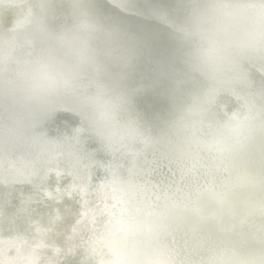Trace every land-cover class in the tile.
<instances>
[{"label": "bare ground", "instance_id": "bare-ground-1", "mask_svg": "<svg viewBox=\"0 0 264 264\" xmlns=\"http://www.w3.org/2000/svg\"><path fill=\"white\" fill-rule=\"evenodd\" d=\"M37 67L54 85L40 94L30 87ZM0 102L26 123L18 129L29 151L49 144L79 156L83 172L134 148L136 155L182 154L194 165L145 167L143 194L204 180L197 192L216 194L205 206L233 215L237 208L216 187L264 184V0H0ZM4 118L0 147L19 156L23 141ZM87 176L69 173L62 184L68 199L87 198L92 209L132 190L98 181L87 194L94 185ZM7 183L0 181L2 201L46 199Z\"/></svg>", "mask_w": 264, "mask_h": 264}, {"label": "water", "instance_id": "water-1", "mask_svg": "<svg viewBox=\"0 0 264 264\" xmlns=\"http://www.w3.org/2000/svg\"><path fill=\"white\" fill-rule=\"evenodd\" d=\"M28 2L18 0L21 5ZM0 108L5 111L13 137L22 140L18 128L26 123L10 115L2 102ZM4 115L0 111L2 119ZM89 124L99 127L95 122ZM18 143L19 156L2 149L1 144L0 181L25 192L34 188L27 181L43 174L52 180L50 188L47 180L44 187L57 198L41 202L0 200V258L7 264H212L211 257L222 258V264L226 260L231 264H264V184L248 180L221 182L215 192L237 208L231 215L223 206L216 211L205 206L216 194L205 188L197 192L204 180H193L186 189L173 184L158 196L143 194L141 185L146 183L141 172L145 167L167 170L181 167L179 164L194 165L182 154L164 155L158 151L136 155L134 148L128 154L106 157L110 163L104 161L102 169L86 170L87 176L77 155L52 151L49 144L40 141L33 142L42 144L29 146L30 151L24 141ZM166 157L175 158L169 161ZM56 169L63 176L56 177ZM97 172L104 179L90 183L87 190L84 186L87 194L93 191L92 186L97 188L98 181L116 190L129 186L132 190L121 193L102 209H92L87 198L68 199L62 184L64 176L73 173L91 180ZM193 188L196 192H191ZM194 205L202 206L203 211H192ZM13 241L18 248L12 246Z\"/></svg>", "mask_w": 264, "mask_h": 264}, {"label": "snow or ice", "instance_id": "snow-or-ice-1", "mask_svg": "<svg viewBox=\"0 0 264 264\" xmlns=\"http://www.w3.org/2000/svg\"><path fill=\"white\" fill-rule=\"evenodd\" d=\"M113 7L115 8L116 6H113ZM75 125L76 124H74L71 128L66 129L65 140H66V142L69 145H71L73 140L77 139V137H75L73 135V131L75 129ZM55 175H56V177L59 178V177L63 176V172L60 169H56L55 170ZM103 179H104V176L101 175L99 172H97L94 176L91 177V180L93 182L96 181V180H103ZM46 180H47L48 187L50 188L51 185H52V180H51L50 177H46L43 174L39 175L36 179H29L27 182L32 184L34 186V188H36L38 191H41L42 194H43L44 199L46 198L47 200H51L53 198L52 197V192L49 191L48 188L44 187ZM55 190L57 192H59L60 191V187L57 186ZM12 246L18 248L19 244L17 242L13 241L12 242ZM57 251H59V250L57 249Z\"/></svg>", "mask_w": 264, "mask_h": 264}, {"label": "clouds", "instance_id": "clouds-1", "mask_svg": "<svg viewBox=\"0 0 264 264\" xmlns=\"http://www.w3.org/2000/svg\"><path fill=\"white\" fill-rule=\"evenodd\" d=\"M54 85L51 83L49 78L45 75L44 71L37 67L33 70L31 79H30V87L31 89L37 93H43L50 90Z\"/></svg>", "mask_w": 264, "mask_h": 264}]
</instances>
